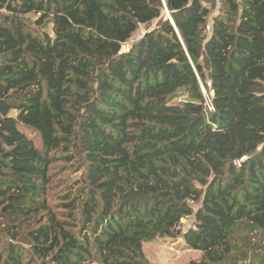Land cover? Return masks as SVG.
<instances>
[{
    "label": "trees",
    "instance_id": "trees-1",
    "mask_svg": "<svg viewBox=\"0 0 264 264\" xmlns=\"http://www.w3.org/2000/svg\"><path fill=\"white\" fill-rule=\"evenodd\" d=\"M219 2L0 0V264H224L253 230L264 264V0Z\"/></svg>",
    "mask_w": 264,
    "mask_h": 264
},
{
    "label": "rangeland",
    "instance_id": "rangeland-1",
    "mask_svg": "<svg viewBox=\"0 0 264 264\" xmlns=\"http://www.w3.org/2000/svg\"><path fill=\"white\" fill-rule=\"evenodd\" d=\"M210 10V18L215 15L220 7L219 0H201ZM158 21L142 25L136 32V39L141 36L147 29L156 25ZM127 46V45H126ZM204 65L206 71L209 70V61L205 57ZM209 85V84H208ZM201 87H206L201 81ZM207 92V90H206ZM193 224V217L184 218L177 231L187 229ZM259 233L256 230L249 232H240L232 241L234 250L231 252L228 260L224 264H249V260L244 259L243 255L252 252L253 248H257L259 243ZM263 243V242H262ZM146 258L156 264H189L193 259H199L202 253L189 248L184 239L177 237H163L151 242H145L143 245ZM246 261V262H245Z\"/></svg>",
    "mask_w": 264,
    "mask_h": 264
},
{
    "label": "built area",
    "instance_id": "built-area-1",
    "mask_svg": "<svg viewBox=\"0 0 264 264\" xmlns=\"http://www.w3.org/2000/svg\"><path fill=\"white\" fill-rule=\"evenodd\" d=\"M207 28L209 29V28H210V25H208ZM208 84H209V86L211 85V83H208ZM202 90H203V93L206 95V97H208V94H207V92H206V90H205L204 87H202ZM206 104H207V107H208L210 110L213 109V105H212L211 101L209 100V98H208Z\"/></svg>",
    "mask_w": 264,
    "mask_h": 264
},
{
    "label": "water",
    "instance_id": "water-1",
    "mask_svg": "<svg viewBox=\"0 0 264 264\" xmlns=\"http://www.w3.org/2000/svg\"><path fill=\"white\" fill-rule=\"evenodd\" d=\"M169 18L171 19V21H173V19H172V16H171L170 12H169Z\"/></svg>",
    "mask_w": 264,
    "mask_h": 264
}]
</instances>
